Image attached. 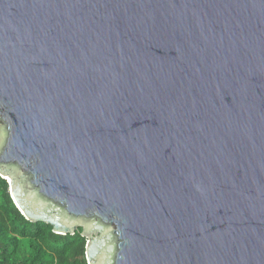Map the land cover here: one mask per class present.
I'll return each instance as SVG.
<instances>
[{"label":"water","instance_id":"95a60500","mask_svg":"<svg viewBox=\"0 0 264 264\" xmlns=\"http://www.w3.org/2000/svg\"><path fill=\"white\" fill-rule=\"evenodd\" d=\"M0 121L88 264H264V0H0Z\"/></svg>","mask_w":264,"mask_h":264},{"label":"trees","instance_id":"16d2710c","mask_svg":"<svg viewBox=\"0 0 264 264\" xmlns=\"http://www.w3.org/2000/svg\"><path fill=\"white\" fill-rule=\"evenodd\" d=\"M82 230L60 234L45 222L26 219L0 175V264H88Z\"/></svg>","mask_w":264,"mask_h":264},{"label":"rangeland","instance_id":"374dc122","mask_svg":"<svg viewBox=\"0 0 264 264\" xmlns=\"http://www.w3.org/2000/svg\"><path fill=\"white\" fill-rule=\"evenodd\" d=\"M3 127V123L0 121V142H2L3 141V136H1V133H2V130H1V128ZM2 177H4L6 180H7V182H8V184H9V180H8V178L7 177H9L8 175H3ZM9 191H10V184H9ZM11 195V194H10ZM102 257H103V255L101 256V258L99 259V261H98V264H102Z\"/></svg>","mask_w":264,"mask_h":264},{"label":"bare ground","instance_id":"6f19581e","mask_svg":"<svg viewBox=\"0 0 264 264\" xmlns=\"http://www.w3.org/2000/svg\"><path fill=\"white\" fill-rule=\"evenodd\" d=\"M9 180V179H8Z\"/></svg>","mask_w":264,"mask_h":264}]
</instances>
